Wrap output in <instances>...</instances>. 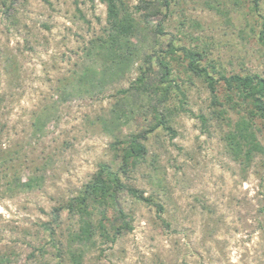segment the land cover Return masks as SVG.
<instances>
[{
    "label": "rangeland",
    "instance_id": "rangeland-1",
    "mask_svg": "<svg viewBox=\"0 0 264 264\" xmlns=\"http://www.w3.org/2000/svg\"><path fill=\"white\" fill-rule=\"evenodd\" d=\"M125 2L150 29L146 39L139 36L144 53L186 47L204 52L203 65L221 72L264 77L257 37L264 0L257 9L254 0H177L166 16L136 10L142 0ZM106 16L100 0H7V6L0 0V143L20 179L13 191L0 181V255L11 259L3 264H57L49 245L53 236L43 224L51 223L55 242L67 249L79 224L67 210L55 222L54 207L76 196L102 162L113 161L114 141L148 130L154 121L146 95L121 92L140 74L143 57L102 90L99 76L94 88L83 79L101 69L85 49L104 34ZM159 24L164 33L156 35ZM171 62V77L195 115L174 111L168 118L172 131L159 127L151 133L147 163L124 179L164 211L122 197L120 208L132 216L133 229L113 243L97 235L94 244L83 246L82 264H264V155L243 171L226 150L227 126L212 120L204 127L196 117L210 113L207 83L189 73L182 59ZM152 75L155 81L161 77L157 68ZM217 89L223 98V87ZM180 99L173 92L169 109ZM127 112L130 117L116 116ZM36 177L42 180L33 189L21 187ZM116 217L110 210L108 218ZM64 256L63 264H71Z\"/></svg>",
    "mask_w": 264,
    "mask_h": 264
},
{
    "label": "trees",
    "instance_id": "trees-1",
    "mask_svg": "<svg viewBox=\"0 0 264 264\" xmlns=\"http://www.w3.org/2000/svg\"><path fill=\"white\" fill-rule=\"evenodd\" d=\"M17 0H11V3ZM94 2L95 0H90ZM106 6V25L102 28L101 36L92 38L89 46H86L85 54L90 57L96 55L100 60V71L94 67L83 79L89 82L94 88L93 80L97 79V87L102 90L106 86L108 79L124 76L128 70L136 63L138 58L143 57L144 65L139 67L140 74L131 82L128 89L121 92L124 95L139 93L152 103V114L154 121L148 130L131 134L127 139H117L110 147L114 151L115 158L112 162H102L99 169L91 179L83 185L79 193L72 198L62 201L59 206L53 209V220L58 222L61 212L67 210L71 217L78 220V229L69 234V248H64L55 242V232L50 224H43L50 232V244L58 258L57 264H63L64 255L69 256L71 264H82L85 256L83 246L94 244L98 235L105 241L115 242L124 234L133 229L132 216L126 214L120 208L122 197L128 196L137 203L156 206L158 211H164V207L156 202L153 196H145V193L124 181L129 177L132 170L137 169L147 163L149 154L148 146L145 143L148 137L159 127L172 131L168 118L176 110L194 116V112L186 107L185 100L187 94L172 78L173 68L171 61L182 59L185 69L193 76L202 79L207 83L212 94V104L210 113L196 116L204 127L208 123L216 121L227 126V131L223 134L228 155L236 162H239L243 171H246L255 157L264 155V77L259 73H232L221 72L216 65H203L204 52L191 48H176L174 45L160 54L157 51L144 53L142 42L139 36L146 39L150 29L142 25L141 18L130 10L125 0H100ZM136 10L145 9L150 15L161 13L167 15L173 3L177 0H142ZM240 0H234L238 4ZM261 0H254V7L257 9ZM7 6V0H3ZM10 7V6H9ZM152 31V30H151ZM156 35L163 34V25L152 31ZM143 33V35H142ZM258 42L263 46L264 53V16L261 22V29L257 35ZM182 55L178 56L177 52ZM143 54V55H142ZM177 56V58H176ZM159 70L161 77L158 81L153 77L154 70ZM91 75L92 78H89ZM88 84V83H87ZM221 85L224 90L223 98L219 97L217 86ZM178 91L181 96L176 109H169L168 100L172 93ZM148 97V98H147ZM156 101L158 104H154ZM164 107V109H162ZM162 109V110H161ZM168 113L165 114L164 112ZM116 112V110H115ZM133 113V112H132ZM118 119L130 117L127 113H116ZM38 119V118H37ZM34 122L35 131L40 132L43 128L41 119ZM111 122V121H110ZM113 122V120H112ZM153 123V124H152ZM112 124V123H111ZM1 141V138H0ZM9 153L2 149L0 143V181L6 180V190L13 191L14 185L20 186V179L17 177L16 166L12 163ZM9 157V158H8ZM117 168L114 167L116 162ZM115 162V163H114ZM42 178H30L28 182L21 184V187L33 189ZM110 210L117 213L116 221L108 218ZM97 214L100 216L96 219ZM119 222V223H117ZM76 244L82 245L76 247ZM43 254L46 248L39 249ZM35 256V254H33ZM9 255H0V264L9 262Z\"/></svg>",
    "mask_w": 264,
    "mask_h": 264
}]
</instances>
